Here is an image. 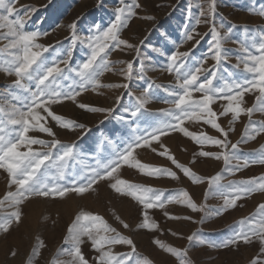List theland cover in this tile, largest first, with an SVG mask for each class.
<instances>
[{
  "label": "snow or ice",
  "instance_id": "1",
  "mask_svg": "<svg viewBox=\"0 0 264 264\" xmlns=\"http://www.w3.org/2000/svg\"><path fill=\"white\" fill-rule=\"evenodd\" d=\"M119 3L121 6L114 10V20L110 25L106 29L96 25V34L87 38L89 52L86 59L77 67H72V48L65 50L63 58L49 62L44 53L53 46L38 42L40 36L47 33L26 30V21L15 7V0H0V41H6L0 45V70L16 77L6 86L7 91L0 93V97H8L17 102L0 104V170L7 174L10 189L0 197V232L8 233L14 224L22 222L23 205L30 199L65 198L69 194L83 196L89 191H94V186H98L100 182H108L115 193L131 197L138 202L142 206V222L137 228L149 231L159 229V224L149 214L150 209H164L167 204L172 203L184 205L194 212H205V216L199 221L202 224L211 215L220 216L229 209H234L242 198L253 193H264V175L222 182L225 175H234L235 172L253 164L264 165V145L250 154L252 158L242 157L240 149V145L255 140L264 133V120L252 119L254 112L264 113V29L259 32L246 31L245 38L238 41L239 55L234 67L242 68L244 78L237 80L232 72H228L225 78L223 65L229 60V53L233 51L225 47V44L232 39L233 29L237 26L232 25L225 30L223 24H216L217 0H208L206 10L200 5L194 25H184L183 33L184 42L195 40V44H198L196 37L200 34L196 26L209 24L212 41L208 53L214 63L206 67L208 56L192 58V49L161 53L167 57L165 70L174 75L175 83L166 86L148 83L140 94L135 96L136 103L130 110V116L136 120L147 121L160 115L163 119L154 120L143 130V134H136L123 141L121 147H116L114 142L110 141L114 150L104 162L98 159L95 166L77 173L73 163L79 155L77 144L65 143L57 138L54 126L62 130L90 129L83 123L57 114L53 111V106L64 101L76 102L77 97L89 87L93 90L100 87L123 88L129 95H133L130 83L133 79L134 64L141 53L137 45L121 38V32L137 15L135 9L141 5L137 0H131V3L119 0ZM249 11L255 12V9ZM258 14L264 17V6ZM192 17L193 13L189 10L188 18ZM146 19L154 20L155 17L149 16ZM69 28L73 30L75 42V22L69 25ZM122 46L135 49L136 57L127 62L110 60L112 51L121 49ZM115 64H126L125 68L118 71L127 82L103 84L101 77L106 72L114 71ZM148 68V65L140 61L136 78L146 79ZM64 81L71 83L65 84ZM218 81L222 83H215ZM30 84L35 85V90ZM153 88L162 89L171 97L164 101L170 107L158 110V114L152 113L147 107L155 96ZM17 92L24 95L21 97ZM246 94L254 95V103L251 106H244ZM122 96L123 94L116 97L117 106ZM213 105H218L219 111L215 110ZM78 107L90 113H104V120L100 123L108 120L116 111L115 107H99L83 102L78 103ZM228 114H231L230 124H234L242 115L248 117L241 138L234 143L229 140V134L234 129H226L218 122L220 117H226ZM186 121H202L203 125L211 126L220 135L191 131L185 126ZM33 131L46 134L50 138L44 139L39 135L30 134ZM139 131L137 129V132ZM173 132L182 133L201 146L198 153L193 155L192 163H195L198 157L214 158L222 160L224 167L220 172L204 177L191 167L180 163L161 139ZM153 142L159 145V151L157 147H153ZM206 145H214L221 150H204ZM142 148L151 149L153 153L158 152L161 157H167L194 184L207 182L205 202L197 203L186 189H178L175 194L165 196L167 190L121 178L119 173L123 166L138 170L147 177H170L176 180L180 178L170 167L155 166L138 159L137 150ZM216 196L220 197L223 203L210 208L206 201ZM164 214L173 220L193 219L191 216H177L167 211ZM116 219L120 218L117 216ZM120 222L125 229L129 228L128 223L122 220ZM187 240L194 246L209 243L201 239L198 232H193ZM86 241L90 242L91 249L96 252L92 264H153L149 258L142 257L130 236L121 233L102 215L83 209L69 224L63 245L57 249L58 254L67 255L70 260L60 262L54 257L50 264H90L81 247ZM254 241L259 242V251L264 254V203H260L250 216L237 222V229L231 237L219 245L211 246L227 248L238 246L241 242L251 244ZM153 243L179 258V264H190L187 260L188 249L166 245L159 239H154ZM118 245L128 246L130 250L115 252L114 249ZM42 247L43 241L38 238L27 264H34ZM11 255L15 256L16 251L13 250ZM251 264H264V259L257 255Z\"/></svg>",
  "mask_w": 264,
  "mask_h": 264
},
{
  "label": "rangeland",
  "instance_id": "2",
  "mask_svg": "<svg viewBox=\"0 0 264 264\" xmlns=\"http://www.w3.org/2000/svg\"><path fill=\"white\" fill-rule=\"evenodd\" d=\"M125 2L131 3V0H125ZM137 2L141 5L140 8L135 9L137 15L121 32V38L137 45L141 53L134 64L133 79L130 83L133 95H129L123 88L100 87L93 90L89 87L87 91L77 97L76 102L64 101L62 104L53 106V111L57 114L83 123L90 129V131L62 130L54 126L57 138L65 143L75 142L77 144L76 150L79 155L73 162L77 173L86 171L90 166H95L98 159L104 162L105 158L109 157L114 150L113 143L110 141L114 142L116 147H121L123 141L136 134H143V130L154 120L163 119L160 115L147 121L136 120L130 116V110L136 103L135 96L139 95L148 83L165 86L175 83L174 75L165 70L167 57L161 53L167 54L173 50L192 49V58L199 59L208 56L206 67L214 63L211 54L208 53L212 41L209 24L196 26L197 32L200 34L196 37L199 40L198 44H195V40L183 41L184 25H194V20L200 11L199 6L203 5L206 10L208 0H137ZM120 6L119 0H15V7L26 21V30L47 33V35H41L38 40L41 44L53 46L44 53V57L49 62L61 59L65 50L72 48V67H77L86 59L89 52L87 38L96 34L95 26L99 25L101 29H106L114 20V10ZM262 6H264V0H217L216 24H223L225 30L232 25L237 26L233 29L232 39L225 44V47L233 49L229 53V60L223 65L225 78L228 72H232L237 80L244 78L242 68L234 67L239 55L238 41L245 38L246 31L259 32L264 29V17L258 14ZM249 9H255V12H251ZM189 10L193 13L191 19L188 18ZM149 16L155 17V19H146ZM74 22L76 25L75 42H73V30L69 28V25ZM3 43L6 41H0V45ZM194 44L195 47H193ZM58 53L61 55L58 56ZM134 57H136L135 49L122 46L121 49L113 50L109 59L127 62L132 61ZM140 61L149 66L144 80L136 78L139 74ZM125 67L126 64L113 65L114 71L106 72L101 77L102 83L127 82L118 71ZM0 76V93H4L7 91L6 86L10 85L16 77L7 75L2 70H0ZM63 83L68 84L71 81ZM30 87L35 90L34 84H30ZM153 92L155 96L147 105L152 113L158 114V110L170 107L164 101L171 97L162 89L153 88ZM16 94L21 97L24 95L20 92ZM122 94V100L117 106L116 97ZM245 101L244 106H251L254 103V95L246 94ZM80 102L99 107H115L116 111L108 120L100 123L104 120L105 114L82 110L78 107ZM15 103L17 102L8 97H0L2 105ZM213 107L219 111L218 105H213ZM252 119L254 121L264 120V113L254 112ZM230 120L231 114H228L226 117H220L218 122L226 129L229 127L234 129L229 134V140L234 143L241 138L248 123V117L242 115L234 124H230ZM185 126L191 131H204L214 136L220 135L211 126L203 125L202 121H186ZM137 129L140 131L137 132ZM36 132L33 131L30 134L39 135L44 139L50 138L46 134ZM161 139L180 163L191 167L201 176L210 177L220 172L224 167L222 160L218 161L214 158L198 157L195 163H192L193 155L198 153L201 146L182 133L173 132ZM261 145H264V133L257 136L255 140H249L240 145L242 157L252 158L250 154H253L254 150H258ZM153 147H157L159 151V145L156 142H153ZM204 150L219 151L221 149L214 145H206ZM137 157L145 163L170 167L177 172L180 178L176 180L170 177H147L128 166H123L120 170L121 178L167 190L165 196L175 194V190L186 189L197 203L205 202L207 182L194 184L167 157H161L158 152L153 153L151 149H138ZM261 175H264V165L253 164L235 172L234 175H225L222 182L227 183L230 180H242ZM94 189L83 196L69 194L65 198H32L27 201L23 205L22 222L18 225L14 224L8 233L0 232V264H16L17 262V264H27L33 247L38 243V238L39 241H43L44 247L40 249V255L35 259L34 264H50L54 257L60 262L70 260L67 255L58 254L57 249L63 245L67 227L81 209L102 215L113 227L124 235L130 236L142 257L149 258L153 264H179V258L159 248L153 243L154 239H159L166 245L188 249L187 260L190 264H251L257 255L264 259V254L259 251L261 245L258 241L251 244L241 242L238 246L227 248L211 246L212 244L219 245L231 237L233 231L237 229V222L243 217L250 216L260 203H264V193H253L244 197L238 201L237 207L234 209H229L220 216L211 215L202 224L199 221L205 216V212H194L184 205L172 203L167 204L164 209H150L149 214L159 224V229L149 231L137 228V225L142 222V206L138 202L131 197L115 193L109 187L108 182H100L98 186H94ZM9 190L6 173L0 170V197H3ZM12 190H14V186ZM206 203L211 208L222 205L223 200L216 196L207 199ZM166 211L177 216H191L193 219L173 220L165 216ZM117 216L120 218L119 220L116 219ZM45 217L48 218L46 224L44 223ZM121 220L128 223L129 228L125 229ZM39 228L40 230H38ZM193 232H198L201 239L209 243L195 246L191 244L187 237ZM173 233L177 234L173 235ZM85 243L81 246L82 251L92 264L96 253L94 250H90V242L86 241ZM13 250L16 251L15 256L11 255ZM129 250L128 246L123 245H118L114 249L115 252Z\"/></svg>",
  "mask_w": 264,
  "mask_h": 264
},
{
  "label": "bare ground",
  "instance_id": "3",
  "mask_svg": "<svg viewBox=\"0 0 264 264\" xmlns=\"http://www.w3.org/2000/svg\"><path fill=\"white\" fill-rule=\"evenodd\" d=\"M55 38H56V37H55ZM51 41H52V40H51ZM0 77H1V76H0ZM36 133H37V132H36ZM61 134H62V133H61ZM69 137H71V136H69ZM63 138H65V137H63ZM69 140H70V139H69ZM3 174H4V173H3ZM6 176H7V174H6ZM5 178H6V177H5ZM2 180H3V179H2ZM122 201H123V200H122ZM122 201H121V202H122ZM110 202H111V201H110ZM36 204H37V203H36ZM127 204H128V203H127ZM65 207H66V206H65ZM118 208H119V207H118ZM43 209H44V208H43ZM45 210H46V209H45ZM48 211H49V210H48ZM43 212H44V210H43ZM49 212H50V211H49ZM70 212H71V211H70ZM45 214H46V213H45ZM47 214H48V213H47ZM54 214H55V213H54ZM43 216H44V214H43ZM57 216H58V215H57ZM150 216H151V215H150ZM55 217H56V216H55ZM42 219H43V217H42ZM47 219H48V218H47ZM47 219H45V221L43 220L45 224H46V220H47ZM155 219H156V218H155ZM49 220H51V219H49ZM57 222H58V221H57ZM70 222H71V221H70ZM49 224H50V223H49ZM132 224H133V223H132ZM116 225H117V224H116ZM43 227H44V226H43ZM46 227H47V226H46ZM67 228H68V227H67ZM38 230H40V228H39ZM41 230H42V229H41ZM63 235H64V234H63ZM43 238H44V237H43ZM59 242H60V241H59ZM87 243H88V242H87ZM85 244H86V243H85ZM141 247H142V246H141ZM89 249H90V248H89ZM90 250H92V249H90ZM88 253H89V252H88ZM92 253H93V252H92ZM92 253H91V254H92ZM95 253H96V252H95ZM86 255H87V254H86ZM19 262H20V261H19ZM17 263H18V262H17ZM17 263H16V264H17Z\"/></svg>",
  "mask_w": 264,
  "mask_h": 264
}]
</instances>
